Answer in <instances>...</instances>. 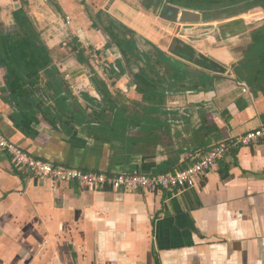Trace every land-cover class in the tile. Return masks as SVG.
Masks as SVG:
<instances>
[{
	"label": "crops",
	"instance_id": "0c3cea01",
	"mask_svg": "<svg viewBox=\"0 0 264 264\" xmlns=\"http://www.w3.org/2000/svg\"><path fill=\"white\" fill-rule=\"evenodd\" d=\"M164 3L0 0V54L1 37L16 28V11L21 10L69 85L92 81L73 45L85 54H108L112 42L100 27L121 37L128 29L142 40L144 51L157 47L222 75L201 91L161 96L155 105H166L168 112H139L135 104L143 90L130 82L127 72L111 76L108 68L116 67L121 55L117 48L107 55L109 75H97L108 87L125 84L131 112L154 128L151 134L147 127L125 141L133 149L128 153L121 142L97 140L80 128L65 133L42 118L31 124L29 133L23 132L0 62L4 136L33 157L54 164L110 173H157L182 168L214 144L264 125V89L252 88L235 75L243 57L236 30L244 27L243 21L181 24L161 15ZM223 25L228 28L219 30ZM216 36L222 42L214 46ZM244 85L247 93L241 90ZM0 264H264V140L231 147L196 187L150 193L90 190L74 181L53 187L17 168L0 149Z\"/></svg>",
	"mask_w": 264,
	"mask_h": 264
},
{
	"label": "trees",
	"instance_id": "16d2710c",
	"mask_svg": "<svg viewBox=\"0 0 264 264\" xmlns=\"http://www.w3.org/2000/svg\"><path fill=\"white\" fill-rule=\"evenodd\" d=\"M165 1L182 8L204 11L205 21L238 15L255 6L264 9V0ZM263 15L262 10L254 9L246 18L248 22H255ZM16 24L14 30H8L1 37L3 51L0 62L6 68L11 94L15 95L19 113L17 126L23 132L29 133L31 124L42 118L65 133L80 128L87 134L92 133L97 140L111 144L113 141L121 142L128 153L133 149L125 141L135 139V134L147 130V127L152 133L154 128L140 114L131 112V106L123 96L115 97L105 81L94 74L92 67L89 75L94 74L91 79L96 84L98 96L87 90L73 95L69 83L52 65L50 52L40 40L39 33L21 10L16 11ZM107 31L122 56L115 60L116 67L110 66L108 70L113 77L127 72L130 82L143 90L142 99L135 104L139 112L140 109L152 108L167 111L170 108L166 105H155L167 92L201 91L214 78L222 76L169 55L157 47L150 52L144 51L140 48L142 40L128 29L121 32L122 37L115 30ZM123 38L128 39V46L120 41ZM78 46L75 44L72 48L78 52L79 60L87 64L89 57ZM243 53L244 57L235 66L236 77L246 80L252 88L264 89V25L250 33V41ZM133 63L137 70L133 69Z\"/></svg>",
	"mask_w": 264,
	"mask_h": 264
},
{
	"label": "built area",
	"instance_id": "2783aa9c",
	"mask_svg": "<svg viewBox=\"0 0 264 264\" xmlns=\"http://www.w3.org/2000/svg\"><path fill=\"white\" fill-rule=\"evenodd\" d=\"M66 18L67 23H69V18ZM241 90L244 93L248 92L245 85ZM262 140H264V125H259L221 143L214 144L204 152L199 153L182 168L157 173H110L68 167L35 158L8 140L0 131V149L10 156L14 165L19 169L27 170L43 182L51 183L53 187L60 183L74 181L79 183L81 187L90 190L107 188L113 191H144L147 193L157 190L196 187L207 171L214 167L231 147L248 146Z\"/></svg>",
	"mask_w": 264,
	"mask_h": 264
},
{
	"label": "rangeland",
	"instance_id": "374dc122",
	"mask_svg": "<svg viewBox=\"0 0 264 264\" xmlns=\"http://www.w3.org/2000/svg\"><path fill=\"white\" fill-rule=\"evenodd\" d=\"M249 12H251V10L249 9V10H247V11H244L243 13H241V14H238V15H233V16H231V17H222V18H218V19H213V20H210V22H218L219 24H220V22H225V21H230V22H232V21H234V20H236V21H240V20H242L243 22V25H244V27L241 29L240 28V25L238 26V29L236 30V32H238L239 34H237V39H238V42H239V50H242L243 49V51H244V49L247 47V45H248V43H249V41H250V33L252 32V31H254L255 29H257V28H259L260 26H262V25H264V15L263 16H261L257 21H255V22H248L247 21V14H249ZM208 14V13H207ZM209 14H211V13H209ZM208 14V15H209ZM202 22H205V23H207L205 20L204 21H201V23ZM229 22V23H230ZM218 26V25H217ZM227 29L228 27H227V25L226 26H222V27H218V29L219 30H221V29ZM202 29V28H201ZM203 30V29H202ZM216 33H217V30L215 31ZM211 39V38H210ZM128 39L127 38H123L122 40H120V41H122V43L125 45V46H128V41H127ZM207 40H208V38H207ZM210 42V41H209ZM222 41H221V39H220V37L219 36H216V41L215 42H213V45L215 46V45H217V44H220ZM110 46H111V48H109L108 47V49L109 50H107L108 52V54H102V55H100L98 52H96V51H94V50H91L87 55H88V57H90L89 58V61H88V63L87 64H85V67H86V69L88 68L89 69V71H90V68L92 67V68H94V69H96L95 71L96 72H94V74H97V72H99L100 73V75H103V77H106V74H105V72H106V68L108 67V64H107V59H106V57H107V55H110V54H112L114 51H115V49H116V45L114 44V43H112V44H110ZM76 53H77V51H76ZM78 55V54H77ZM243 57H244V53H243ZM242 57V58H243ZM242 60V59H241ZM240 60V61H241ZM233 63V62H232ZM235 63V62H234ZM106 64V65H105ZM233 65H235V64H233ZM231 70V69H230ZM89 71H87L86 73H88V75L90 74L89 73ZM93 73H92V76L91 77H94L93 75H94ZM128 75V74H127ZM87 76V75H86ZM90 76V75H89ZM88 77V76H87ZM91 77H89V78H91ZM93 81H90L89 79H87L83 84L82 83H78V82H74V83H72V84H70L71 86V90H72V93H73V95H79V93L81 92V91H83V90H87L90 94H92V95H94V96H98V94H97V91L94 89V87H93V83H92ZM109 83V82H108ZM96 85V84H95ZM109 85V88L112 90V93H114V96L115 97H120V95L121 96H123L124 98H125V101H126V103L130 106V103H131V98H129L128 97V93H129V90L125 87L126 85L125 84H123V86L122 87H120V88H116L115 86H113V85H111V84H108ZM139 88V87H138ZM119 89V90H118ZM137 91H139L138 89H137Z\"/></svg>",
	"mask_w": 264,
	"mask_h": 264
},
{
	"label": "water",
	"instance_id": "95a60500",
	"mask_svg": "<svg viewBox=\"0 0 264 264\" xmlns=\"http://www.w3.org/2000/svg\"><path fill=\"white\" fill-rule=\"evenodd\" d=\"M161 15L164 18H167L169 21H174L181 24L200 23L201 21H204V11L182 8L180 6L173 5L170 3H164L162 7ZM100 29L103 33L106 34L108 39L112 42L110 36L104 30V28L100 27ZM92 83L95 86V83L94 82Z\"/></svg>",
	"mask_w": 264,
	"mask_h": 264
},
{
	"label": "flooded vegetation",
	"instance_id": "af4514ba",
	"mask_svg": "<svg viewBox=\"0 0 264 264\" xmlns=\"http://www.w3.org/2000/svg\"><path fill=\"white\" fill-rule=\"evenodd\" d=\"M262 10L264 12V9L261 6H255L253 8H250V10Z\"/></svg>",
	"mask_w": 264,
	"mask_h": 264
}]
</instances>
